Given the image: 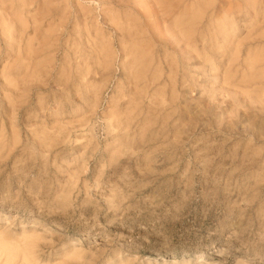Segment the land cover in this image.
Listing matches in <instances>:
<instances>
[{"label":"rangeland","instance_id":"obj_1","mask_svg":"<svg viewBox=\"0 0 264 264\" xmlns=\"http://www.w3.org/2000/svg\"><path fill=\"white\" fill-rule=\"evenodd\" d=\"M261 12L0 0V264H264Z\"/></svg>","mask_w":264,"mask_h":264},{"label":"bare ground","instance_id":"obj_2","mask_svg":"<svg viewBox=\"0 0 264 264\" xmlns=\"http://www.w3.org/2000/svg\"><path fill=\"white\" fill-rule=\"evenodd\" d=\"M155 4V3H154ZM3 6V5H2ZM46 7V6H45ZM200 8V7H199ZM201 9V8H200ZM157 10V9H156ZM198 10V9H197ZM194 12H196V11H194ZM159 14V13H158ZM218 14V13H217ZM220 14V13H219ZM232 14V13H231ZM259 15H261V16H264V14H262V12H261V14H259ZM5 16V15H4ZM192 16H194V15H192ZM261 16H260V18H261ZM252 17V16H251ZM1 18V17H0ZM225 18H227V17H225ZM224 18V19H225ZM213 19V18H212ZM220 19V18H219ZM256 19V18H255ZM259 19V18H258ZM16 21V20H15ZM182 21H183V19H182ZM212 22V21H211ZM259 22V21H258ZM214 23V22H213ZM232 23V22H231ZM129 24V23H128ZM179 24H181V23H179ZM181 26V25H180ZM188 26V25H187ZM169 27V26H168ZM171 27V26H170ZM19 28V27H18ZM124 28V27H123ZM214 28V27H213ZM215 29H216V27H215ZM16 30V29H15ZM175 30H176V28H175ZM191 30V29H190ZM211 31H212V29H211ZM225 29H224V27L223 26H221L220 27V32L222 33L221 35H224L223 33H225ZM202 33V32H201ZM213 33H214V31H213ZM254 34V33H253ZM195 35V34H194ZM210 35V34H209ZM216 36V35H215ZM26 37V36H25ZM181 37V36H180ZM196 37H197V35H196ZM181 38H183V37H181ZM195 38V37H194ZM215 38H217V37H215ZM211 39V38H210ZM219 39V38H218ZM223 39H225L224 37H223ZM208 41V40H207ZM19 43V42H18ZM189 43V42H188ZM11 46V45H10ZM175 52V51H174ZM258 52V51H257ZM235 55V54H234ZM251 55V54H250ZM168 61V60H167ZM178 61V60H177ZM252 61V60H251ZM250 61V62H251ZM161 62V61H160ZM254 62V61H253ZM162 63V62H161ZM177 63V62H176ZM181 63V62H180ZM183 64V63H182ZM250 65H252V63H250ZM168 66V65H167ZM235 66V65H234ZM178 68V67H177ZM164 69V68H163ZM237 90V89H236ZM3 244V243H2ZM3 247V246H2ZM32 247V246H31ZM1 254V253H0ZM25 259V258H24ZM171 259H173V258H170V259H167V258H162V260H161V264H167V263H169L170 262V260ZM26 260V259H25ZM197 261V260H196ZM16 263V262H15Z\"/></svg>","mask_w":264,"mask_h":264}]
</instances>
